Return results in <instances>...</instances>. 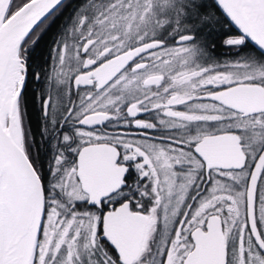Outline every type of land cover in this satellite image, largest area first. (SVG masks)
Listing matches in <instances>:
<instances>
[{
    "label": "snow or ice",
    "instance_id": "1",
    "mask_svg": "<svg viewBox=\"0 0 264 264\" xmlns=\"http://www.w3.org/2000/svg\"><path fill=\"white\" fill-rule=\"evenodd\" d=\"M0 264H264V0H0Z\"/></svg>",
    "mask_w": 264,
    "mask_h": 264
},
{
    "label": "flooded vegetation",
    "instance_id": "2",
    "mask_svg": "<svg viewBox=\"0 0 264 264\" xmlns=\"http://www.w3.org/2000/svg\"><path fill=\"white\" fill-rule=\"evenodd\" d=\"M50 35H51V33L49 34L48 39H46L47 42H45V44H44V49H42V47L40 46V48L34 54L35 58L37 60V63H40L42 61V59L47 58L48 46L51 42V39L53 38V36L50 38Z\"/></svg>",
    "mask_w": 264,
    "mask_h": 264
},
{
    "label": "trees",
    "instance_id": "3",
    "mask_svg": "<svg viewBox=\"0 0 264 264\" xmlns=\"http://www.w3.org/2000/svg\"><path fill=\"white\" fill-rule=\"evenodd\" d=\"M49 37V36H48ZM48 37H46V39H48ZM52 37V34L50 35V38ZM44 44H45V42H42L41 43V47H42V49H44Z\"/></svg>",
    "mask_w": 264,
    "mask_h": 264
}]
</instances>
